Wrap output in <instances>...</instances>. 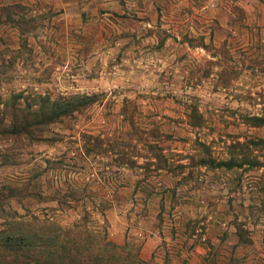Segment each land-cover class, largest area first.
<instances>
[{"label":"rangeland","instance_id":"rangeland-1","mask_svg":"<svg viewBox=\"0 0 264 264\" xmlns=\"http://www.w3.org/2000/svg\"><path fill=\"white\" fill-rule=\"evenodd\" d=\"M57 230L264 264V0H0V233Z\"/></svg>","mask_w":264,"mask_h":264},{"label":"trees","instance_id":"trees-1","mask_svg":"<svg viewBox=\"0 0 264 264\" xmlns=\"http://www.w3.org/2000/svg\"><path fill=\"white\" fill-rule=\"evenodd\" d=\"M27 234L4 233V231L0 233V264H125L128 259L119 251L124 249L123 247L107 244L115 249L111 253L109 250L102 252L99 248H95L93 242L88 247L83 246L86 239H82L83 234L76 230H57L54 239L59 240L63 237L64 246L47 244L48 250L46 252L43 250L42 254L41 251L33 248L32 235L30 237ZM90 240L93 238L88 239V242H91ZM134 260L137 264H141L138 260Z\"/></svg>","mask_w":264,"mask_h":264}]
</instances>
